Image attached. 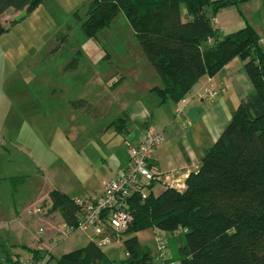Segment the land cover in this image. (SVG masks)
Here are the masks:
<instances>
[{
    "label": "rangeland",
    "instance_id": "374dc122",
    "mask_svg": "<svg viewBox=\"0 0 264 264\" xmlns=\"http://www.w3.org/2000/svg\"><path fill=\"white\" fill-rule=\"evenodd\" d=\"M238 1L220 15L228 30L248 24L264 41V0ZM93 2L46 0L31 14L11 9L6 16L7 28L19 22L0 37V260L7 253L27 256L23 247L49 234L55 236L46 241L51 264L83 248L85 232H60L61 216L49 212L50 193L94 198L104 181L116 177L129 154L114 122L135 100L145 101L154 116L158 110L168 113L147 91L160 80L124 13L96 38L83 34ZM162 189L156 185L155 193ZM33 204L43 212L29 215ZM161 235L158 229L136 234L154 255H160ZM177 239L168 240L163 251L170 261L178 256ZM103 251L116 262L127 258L123 239Z\"/></svg>",
    "mask_w": 264,
    "mask_h": 264
},
{
    "label": "trees",
    "instance_id": "16d2710c",
    "mask_svg": "<svg viewBox=\"0 0 264 264\" xmlns=\"http://www.w3.org/2000/svg\"><path fill=\"white\" fill-rule=\"evenodd\" d=\"M45 1L0 0V37L19 22L11 21L10 28L3 25L1 18L8 10L31 14ZM238 2L94 0L91 4L82 24L83 34L96 38L124 13L160 80L151 90L159 106L179 104L201 79L213 78L236 58L245 62L255 90L240 103L218 142L204 153L198 170L186 179L185 190L168 187L155 194L153 184L146 199L135 196L129 200L134 221L122 234L126 260L116 262L90 241L80 250L63 255L56 264H154L157 256L140 244L136 234L158 229L171 235L180 228L186 231L177 237L174 261L264 264V47L250 25L227 35L214 26L217 15ZM127 120L123 116L114 122L119 134L129 131ZM50 199L49 212L58 213L76 232L82 208L75 199L59 190H53ZM170 239L175 237L168 236L167 242ZM23 250L32 257H47L49 264L54 259L48 251L27 246ZM13 255L24 254L7 253L0 264L9 263Z\"/></svg>",
    "mask_w": 264,
    "mask_h": 264
},
{
    "label": "crops",
    "instance_id": "0c3cea01",
    "mask_svg": "<svg viewBox=\"0 0 264 264\" xmlns=\"http://www.w3.org/2000/svg\"><path fill=\"white\" fill-rule=\"evenodd\" d=\"M263 8L264 4H261L260 10H263ZM10 10L1 18L3 25L7 22L6 16H9L7 14ZM223 11L214 19L215 28L223 35L236 32L228 30L229 25L221 19L220 15ZM210 13L208 14L210 15ZM213 43L214 41H210L211 45ZM261 44H264L263 39H261ZM156 78L158 79V77ZM209 79V77H204L195 84L191 93L179 104L172 102L166 104L168 106V113L158 110L156 116H154V113L145 101L138 98L127 109H124L117 118L126 116L128 119L127 123L130 129L123 133L125 139L131 133L134 137L140 139L148 130L163 135L164 140L157 147L154 160L151 162L152 169L156 173L163 176L173 175L179 181L185 182L192 172L198 170L204 153L218 142L236 114L240 103L252 95L255 90L245 70V62L239 58L234 59L225 66L221 72L211 78V82ZM159 85L160 82L158 81L153 86L150 85L147 91L151 92L152 88ZM211 85L217 90L218 95L207 97L206 90ZM156 104L157 106L159 105L158 102ZM163 106H158V109H161ZM128 165L129 157L126 160L122 159V162H120V165L114 172L115 178L123 175ZM110 180L104 181L101 190L94 198L102 195L105 183ZM155 187L156 185L152 188L153 192H155ZM61 221L63 224V220ZM86 234L87 245L91 241L92 235L91 233ZM54 238L55 236L49 234L46 240L39 238L37 239L36 246L28 247L50 253L51 249L46 241L50 242ZM155 256L158 259L154 264H181L174 260L170 262V260L161 257V255Z\"/></svg>",
    "mask_w": 264,
    "mask_h": 264
},
{
    "label": "built area",
    "instance_id": "2783aa9c",
    "mask_svg": "<svg viewBox=\"0 0 264 264\" xmlns=\"http://www.w3.org/2000/svg\"><path fill=\"white\" fill-rule=\"evenodd\" d=\"M211 82V78L209 79ZM207 97L218 95L217 90L211 85L206 90ZM162 134L148 130L143 137L137 139L131 134L125 139V146L129 154V165L125 173L104 185V192L97 198L80 199L75 202L82 208V214L76 231L91 233V241L100 248L123 239L122 234L134 221V215L129 207L132 197L140 196L146 199L151 193V186L161 185L163 188H173L179 191L186 189L185 182H181L173 175L156 173L151 166L157 147L163 142ZM43 212L42 206L32 205L28 210L31 216H37ZM45 231L40 229V234ZM182 228L168 235L162 233L158 239V251L164 257L163 251L167 247V237H179ZM60 232L68 236L75 231L62 224ZM6 264H49L48 258H36L29 255H13L12 260Z\"/></svg>",
    "mask_w": 264,
    "mask_h": 264
}]
</instances>
